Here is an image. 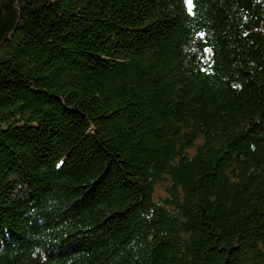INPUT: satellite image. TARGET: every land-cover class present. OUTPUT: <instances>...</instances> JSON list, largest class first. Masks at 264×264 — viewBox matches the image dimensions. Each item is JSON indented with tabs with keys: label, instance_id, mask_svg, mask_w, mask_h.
I'll use <instances>...</instances> for the list:
<instances>
[{
	"label": "trees",
	"instance_id": "1",
	"mask_svg": "<svg viewBox=\"0 0 264 264\" xmlns=\"http://www.w3.org/2000/svg\"><path fill=\"white\" fill-rule=\"evenodd\" d=\"M0 264H264V0H0Z\"/></svg>",
	"mask_w": 264,
	"mask_h": 264
},
{
	"label": "rangeland",
	"instance_id": "2",
	"mask_svg": "<svg viewBox=\"0 0 264 264\" xmlns=\"http://www.w3.org/2000/svg\"><path fill=\"white\" fill-rule=\"evenodd\" d=\"M163 185H159L157 186V194H163L162 191H163Z\"/></svg>",
	"mask_w": 264,
	"mask_h": 264
},
{
	"label": "snow or ice",
	"instance_id": "3",
	"mask_svg": "<svg viewBox=\"0 0 264 264\" xmlns=\"http://www.w3.org/2000/svg\"><path fill=\"white\" fill-rule=\"evenodd\" d=\"M187 4L189 6V10H191V7H192V0H187Z\"/></svg>",
	"mask_w": 264,
	"mask_h": 264
}]
</instances>
